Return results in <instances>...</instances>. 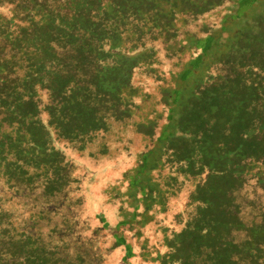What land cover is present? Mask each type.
<instances>
[{
	"label": "trees",
	"instance_id": "obj_1",
	"mask_svg": "<svg viewBox=\"0 0 264 264\" xmlns=\"http://www.w3.org/2000/svg\"><path fill=\"white\" fill-rule=\"evenodd\" d=\"M257 3L0 0V264H264Z\"/></svg>",
	"mask_w": 264,
	"mask_h": 264
},
{
	"label": "rangeland",
	"instance_id": "obj_2",
	"mask_svg": "<svg viewBox=\"0 0 264 264\" xmlns=\"http://www.w3.org/2000/svg\"><path fill=\"white\" fill-rule=\"evenodd\" d=\"M257 6L255 7V8H253V9H251L250 11H249V15H248V17L250 18V19H252V20H258V21H262V20H264V0H258V3L256 4ZM188 91V89H184V92H185V95H188V94H190L189 96L190 97H192V96H194L191 100H190V102L188 103L189 104V106H190V108L191 109H194V110H198V111H201L200 110V108H201V106H202V102H201V100L203 99V98H205L204 97V95H202L201 94V92L200 93H188L187 92ZM202 112V111H201ZM206 112V111H205ZM210 119V117L209 118H207L206 116H205V118H204V120H209ZM222 135H223V133H221L220 132V134L218 135V139L221 141V140H223V138H222ZM224 141V140H223ZM222 145H229V143H228V141H225V142H222L221 143ZM99 171H97L96 172V174L95 175H100V173H98ZM168 219H169V222H173V220L175 219V214H174V212H172V213H170L169 215H168ZM160 255H162V254H159L158 256H157V259L159 260L160 259ZM243 258V261H242V263L243 264H245L246 262H248L247 260H246V256H244V255H240L239 257L238 256H236L235 258H236V260H238L239 258ZM240 261V260H239ZM232 264L231 262H229L228 260H225L224 261V263L223 264Z\"/></svg>",
	"mask_w": 264,
	"mask_h": 264
}]
</instances>
